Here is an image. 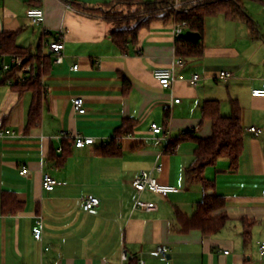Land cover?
I'll use <instances>...</instances> for the list:
<instances>
[{
    "label": "crops",
    "instance_id": "0c3cea01",
    "mask_svg": "<svg viewBox=\"0 0 264 264\" xmlns=\"http://www.w3.org/2000/svg\"><path fill=\"white\" fill-rule=\"evenodd\" d=\"M113 1L0 0V33L17 34V45L34 58L48 56L35 123L34 90L15 87L32 68L0 78V264H264V98L252 95L264 90V0H240L254 28L224 14L208 17L202 57H180L184 65L175 68L171 89H163L152 72L174 67L179 57L174 21L153 20L121 48L103 12L138 5L110 7ZM183 1L191 7L202 0ZM30 8L45 11L43 26L31 25ZM60 31L64 61L57 63L48 43ZM224 71L231 78H220ZM194 75L200 76L196 85L189 82ZM76 98L84 100V114L75 110ZM232 101L242 110L239 168L232 173L227 159L207 168L214 187L205 191L187 180L196 138L213 134L208 105L217 104L219 114L229 117ZM126 121L134 124L133 133L116 143L117 154L103 153ZM152 124L164 134L156 136ZM251 127L263 132L257 136ZM76 136L96 142L77 148ZM143 171L179 189L166 198L144 192L141 198L158 207L153 213L135 209L132 183ZM45 174L65 185L46 192ZM89 196L101 200L94 213L84 211ZM204 196L226 202L214 216L225 212L229 221L215 235L183 230L181 219L192 217ZM39 218L40 241L33 236ZM161 246L170 249L166 258L155 255Z\"/></svg>",
    "mask_w": 264,
    "mask_h": 264
},
{
    "label": "trees",
    "instance_id": "16d2710c",
    "mask_svg": "<svg viewBox=\"0 0 264 264\" xmlns=\"http://www.w3.org/2000/svg\"><path fill=\"white\" fill-rule=\"evenodd\" d=\"M173 0H115L110 3V7L115 4L138 5V10L119 11L117 7L103 12V17L114 25L112 37L121 48L135 39L137 32L148 26L155 19H163L166 21L187 22L188 31L199 33L202 35L201 41L193 42L186 36L177 39V54L181 58H198L202 57L204 52L203 34L205 29V21L208 17L218 14H224L227 18L236 21L245 22L250 28H254L255 24L244 10L240 0H202L191 7L185 6L177 17L172 12L163 10V6L171 3ZM144 10L142 16L138 17L140 10ZM129 14H131L129 16ZM17 55L24 61V66H31V77L26 80L23 85L16 82V86L23 90L32 89L35 92L36 100L32 108V121H38L37 111L39 110L40 99V78L45 73L46 58L33 54L17 45V34L0 33V56ZM19 68H14L5 75L14 77ZM19 78L16 80L18 81ZM36 89L38 91H36ZM213 122V134L211 137L202 139L196 138L197 148L195 150V161L187 171V180L190 184L199 183L205 191L214 187L206 176L207 168L215 166L220 160L227 159L230 162V171L235 173L239 168L240 158L244 151L243 127L241 123V108L237 101H232V115L224 117L219 114L218 105L209 104L206 108ZM134 124L126 121L116 133L112 142L102 148L103 153L107 155L117 154L116 143L125 136L132 134ZM189 135V134H188ZM187 135V136H188ZM175 146H172V150ZM64 149H62V152ZM226 202L221 197L204 196L202 201L197 205L195 214L190 218H182V226L184 231L198 229L204 235H215L221 232L229 221V216L223 212L217 216L214 213L223 209ZM250 232L245 233V240Z\"/></svg>",
    "mask_w": 264,
    "mask_h": 264
},
{
    "label": "built area",
    "instance_id": "2783aa9c",
    "mask_svg": "<svg viewBox=\"0 0 264 264\" xmlns=\"http://www.w3.org/2000/svg\"><path fill=\"white\" fill-rule=\"evenodd\" d=\"M80 1H88V0H80ZM186 6V3L183 0H173L171 3L167 4L165 7V11L172 12L174 17H177L181 10ZM69 9H73L72 2L67 4ZM28 18L30 19L31 25L34 27L43 26L45 24L46 16L45 11L42 8H30L27 12ZM188 29L187 22H179L175 19L173 24V35L176 39L183 36ZM64 31H60L56 40L48 43V49L51 54L55 57L57 63H62L64 61V50L65 44L63 42ZM6 56H0V78L2 74L10 72L14 68H24L27 71L31 70L30 66H24V61L17 55L9 56L10 60L5 61ZM184 65L183 60L180 57H177L175 60L174 67L171 68H158L152 72L154 79L159 83V85L163 89H171L173 88L177 77H176V67H182ZM72 70H78V65H75ZM232 74L229 72H221L220 78L229 79ZM190 84L196 85L200 82V76L194 75L190 79ZM252 95L256 98H264V90L262 89H254L252 91ZM180 100H176V103H179ZM73 106L75 110L84 114L86 112V108L84 106V100L82 98H76L73 100ZM152 132L156 136H160L164 134V128L160 127L156 124H152L151 126ZM249 132H252L259 136L263 131L256 127L249 128ZM59 139L61 137H58ZM167 139H170V133L167 135ZM96 140L93 137H82L76 136L74 139V145L77 148H85L90 147L95 144ZM62 151V149L60 150ZM155 169L160 170V167H155ZM28 169L23 168L21 171V175H27ZM65 185L64 182H59L55 178H53L49 174H45L42 179V187L46 192L54 191L58 186ZM133 188L137 193V199L135 201V209L141 210L146 213H153L158 210V207L153 202L145 201L141 198L144 192H150L153 194L160 195L162 197H168L172 193H178L179 189L174 186L162 185L157 179L152 175V172L143 171L141 174L133 181ZM101 204V200L95 196H89L84 204V211L87 213H94L96 208H98ZM43 220L39 218L34 227H33V236L36 240L40 241L43 237ZM169 247L161 246L155 252V255H161L166 258L169 254ZM228 253V252H227ZM261 254L264 255V244L261 247ZM130 259V256L127 252L122 253V261L127 262ZM140 264H144L143 261H140Z\"/></svg>",
    "mask_w": 264,
    "mask_h": 264
},
{
    "label": "water",
    "instance_id": "95a60500",
    "mask_svg": "<svg viewBox=\"0 0 264 264\" xmlns=\"http://www.w3.org/2000/svg\"><path fill=\"white\" fill-rule=\"evenodd\" d=\"M186 37H188L190 40H192L195 43H198L202 38V36L199 33L191 32V31H188L186 33Z\"/></svg>",
    "mask_w": 264,
    "mask_h": 264
},
{
    "label": "rangeland",
    "instance_id": "374dc122",
    "mask_svg": "<svg viewBox=\"0 0 264 264\" xmlns=\"http://www.w3.org/2000/svg\"><path fill=\"white\" fill-rule=\"evenodd\" d=\"M163 7H164V8H163V10H164L166 6L164 5ZM136 10H138V9H136ZM136 10H134V11H136ZM126 12H127V11H126ZM143 13H144V10H143V9H142V10H140V11H139V13L137 14V15H138V17H139V16H142V15H143ZM130 15H131V14H129V16H130Z\"/></svg>",
    "mask_w": 264,
    "mask_h": 264
}]
</instances>
